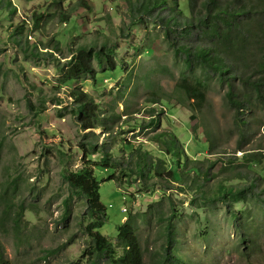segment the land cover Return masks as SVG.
Segmentation results:
<instances>
[{
  "label": "rangeland",
  "instance_id": "374dc122",
  "mask_svg": "<svg viewBox=\"0 0 264 264\" xmlns=\"http://www.w3.org/2000/svg\"><path fill=\"white\" fill-rule=\"evenodd\" d=\"M52 1L0 0V247L3 258L12 264H91L83 256L84 247L90 241L84 230V214L89 207H85L82 195L71 196L75 191L67 178L87 165L98 169L100 200L105 206V213L100 217L102 235L114 239L117 227L126 221L128 212L146 213L136 221L143 249L161 251L170 240L181 264H264V240L251 243L241 240L244 231L254 235L255 226L250 227L245 220L250 209L259 213L262 202L256 198L238 201L231 194L216 200L213 195L222 176L217 170L208 171L210 164L205 160L218 161L219 155L195 151L197 141L207 143L208 138L214 141L215 152L232 151L237 137L248 126L244 147L258 152V136L264 133V120L258 118V101L249 109L250 101L242 102L239 98L229 103L226 94L231 84L237 93L242 82L248 80L250 85L242 93L255 97L251 84L264 82V69L258 67L260 58L264 57V32L258 31V27L252 28L253 36L248 43L243 48L236 46L225 58L227 63L238 67L231 80L218 83L215 76L207 80L206 88L200 92V115L197 100H187V96H182L187 94L175 89L179 72L171 68L178 63L174 41H199L196 35L200 29L178 38L172 33L166 41L152 18L141 13L131 14L126 0H86L87 8H74L70 21L61 24ZM257 3L262 13L248 26L258 21L264 26V1ZM174 8L178 27H182L190 16L187 0H169L164 9L154 14L167 17ZM21 26L24 40L39 46L47 42L58 44L61 53L68 55L67 59L71 58L69 53L80 47L101 52L102 60H110L111 66L100 67L94 61L92 70L94 76L107 70L106 77L98 79V87L84 73L67 80L63 72L67 67L60 69L55 61L32 58L18 49L11 34ZM200 42L205 45L207 39L203 36ZM104 45L111 52H106ZM67 59L62 63L66 65ZM191 61L188 56L186 63L180 64L187 73L192 67L187 63ZM145 73L149 74L147 80ZM58 79L67 80L58 100L65 97L68 87L80 86L100 104L108 119L103 124L105 129L103 126L96 130L84 129L65 102L50 103L56 97ZM139 87V93L133 98ZM262 90L264 93V86ZM154 91L161 93L162 102L146 103L147 95ZM28 100L35 107L46 105L47 110L30 112ZM132 100V105L126 108ZM239 103L243 108L237 106ZM127 143L131 150L124 152ZM260 145L264 146V141ZM104 146L109 147L110 165L114 170L102 167ZM167 147L181 152L191 171L197 170L198 178L206 177L205 180L195 182L193 190L183 192L180 184L168 180L165 174L150 176L134 172V149L149 153L148 158L156 160L159 153L168 154ZM241 154L238 152L237 156ZM117 158L119 166L113 161ZM173 158L179 161L177 154ZM247 164L255 173L264 175L261 164L253 161ZM236 172L246 174L245 169H228V173ZM225 185L236 191L237 197H243L239 192L246 187L245 182L230 180ZM201 193L207 194V198ZM235 211L241 212L239 220L233 216ZM168 225L169 233L165 228ZM145 261L150 262L148 252Z\"/></svg>",
  "mask_w": 264,
  "mask_h": 264
},
{
  "label": "trees",
  "instance_id": "16d2710c",
  "mask_svg": "<svg viewBox=\"0 0 264 264\" xmlns=\"http://www.w3.org/2000/svg\"><path fill=\"white\" fill-rule=\"evenodd\" d=\"M126 1L130 5L131 14L134 16L141 13L152 18L160 26L166 41L170 40L172 33L178 38L180 35H192L197 29H200L199 34L196 35V39L199 38V41H186L184 43L174 41V49L177 53L178 63L172 64L171 67L179 72L175 89L187 94L182 95L183 97L187 96V100L191 98L197 100L196 106L200 110V115L202 114V95L200 92L206 88L207 80L214 76L218 83L231 80V76L237 74L238 67L234 63H227L225 58L230 55V51L236 46H242L243 48L248 43L249 39L253 36L252 28L258 27V31L264 32V26L260 21L248 26L250 21L258 19V14L262 13L258 10V0H187L190 7V16L186 17V21L182 27H178L177 19L174 15L176 13L174 11L175 8L169 12L167 17L154 14L156 10L164 9L169 0ZM174 1L176 2V0ZM52 6L58 11V21L61 24H67L72 17L74 8H87L88 4L86 0H53ZM262 7L264 8V4ZM203 36L207 39V44L205 45H202L200 42ZM11 37L16 42L18 49L24 54L36 59L42 58L55 61L57 67L60 69L67 67L63 71L68 78L67 80L84 73V75L90 76L94 81V86L98 87V79L106 77L107 70H103L101 74L94 76L92 64L94 61H97L100 67L107 64L111 66L109 63L110 60H102L101 52L93 51L89 48L75 50L69 53L71 58L67 59L68 55L66 56L61 53L58 44L52 45L49 42L40 46L31 44L28 40L23 39V26L18 27L11 34ZM104 49L108 53L111 52L110 47L107 45H104ZM188 56L192 59L191 63H187L188 66L190 64L192 65L189 73L184 70L185 67L180 66L181 63H186V57ZM63 59H67L65 60L67 61L66 65L62 63ZM258 67L264 69V57L260 58ZM187 74L190 75L187 76ZM144 78L147 80L149 74L145 73ZM188 80L191 82L188 83ZM65 81L60 80V83H65ZM249 85L248 80L243 81L238 92L235 93L233 85L231 84L226 94L227 99L229 103H233V101L239 98L242 102L246 100L250 101L251 103L247 108H250L252 103L257 100L258 111L262 112L264 117V93L262 90L264 82L258 81V83L251 84L255 92V97L242 93L243 89ZM127 86L128 84L124 88ZM140 89L141 87L136 89L133 98L139 93ZM145 89L147 91L148 88L146 87ZM160 94V92L154 91L152 95H147L145 102L154 104L162 102ZM59 97L57 96L54 99L53 104L56 102H60V104L65 102L66 108L70 106V113H75V116L79 118L84 129L96 130L100 126H103L105 129V125L103 124L108 119L103 113L100 104L93 99L92 95L83 91L80 86L74 88L68 87L65 97L60 99L61 101L58 100ZM68 99L70 102L67 101ZM132 102L133 100L128 103L126 108L131 106ZM163 103L166 107H170L168 103ZM86 106L91 107V110L88 111ZM237 106L243 108L241 103L237 104ZM29 109L33 110V105L30 103ZM46 110L47 107L45 105L40 111L45 112ZM59 110L57 109V112H60ZM80 112H83L84 115L80 116ZM130 114L133 113H127L125 115ZM59 116L62 117L63 115L59 114ZM84 120L87 122H84ZM148 125H152V123ZM212 141L210 138L207 139V143H198L197 141L195 151L206 150L208 154H216L213 149V143H211ZM238 149H242L241 145L238 146ZM258 149H262V151H258V153H245L240 161L227 152H222L223 156L221 158L216 156L218 161L205 160L206 164H210L208 171L211 169L217 170L219 175L222 176V180L219 182L213 195L216 200H221L222 196L231 194L238 201L256 198L262 202L263 206L259 210V213L254 209L247 212L248 218L245 220V223L250 227L255 226L254 237L249 235L247 231H244L241 234V240L250 243L264 240V175L258 174V172L255 173L252 170V166L247 164L249 161H253L254 163L261 164L264 169V146ZM129 150H131V147L127 143L124 145L123 151L128 152ZM165 151L168 154L159 153L156 160H150L148 158L149 153H140L138 149H134L133 156L136 160L134 162V172L150 176H162L165 174L168 180L179 183L181 186L180 190L183 192L193 190V187L196 185L195 182L198 181L199 183V180H205L206 177L203 179L198 178L199 174L197 170L191 171L190 167H188L187 160L181 152H175L169 147ZM174 154L179 156L178 162L174 161ZM101 155L102 167L105 170H114V167L110 165L112 157L109 152V147L104 146ZM113 161L118 163V158L113 159ZM219 164L222 165L219 166ZM230 168L245 169L246 174L243 175L241 172L228 173V169ZM97 170V168L84 165L73 174L67 176L70 186L75 191L71 196L82 195L84 197L85 207H89V211L84 214L86 216L85 235L90 239L88 246L84 247L83 251V256L86 257V260L91 264H181L180 259L176 258L173 253L174 246L170 240L167 241V245L161 251L143 249L137 233L136 221L138 218H144L147 215L146 213L132 214L128 212L126 221L117 227V234L114 239L101 234L99 229L103 225L100 222V217L105 213V206L100 200V183L96 176ZM200 173H202V170H200ZM230 180L245 182L246 187L239 192L240 195L244 194L243 197H237L236 191H232V189L226 187L225 184ZM206 181L209 182V180ZM201 194L203 198H207V194ZM154 212L155 210L152 211V214ZM233 216L239 220L241 212L235 211ZM165 228L167 233H169L171 230L170 225L165 226ZM146 252L150 255L149 263L145 261ZM46 255L50 256V253L47 252ZM0 264H12L9 259L3 258L1 247Z\"/></svg>",
  "mask_w": 264,
  "mask_h": 264
},
{
  "label": "clouds",
  "instance_id": "9594fccd",
  "mask_svg": "<svg viewBox=\"0 0 264 264\" xmlns=\"http://www.w3.org/2000/svg\"><path fill=\"white\" fill-rule=\"evenodd\" d=\"M81 48H87V47H80V48H78V49H81ZM78 49H76V50H78ZM64 85H66V84H65V83H60V79L57 80V86H56L55 88H56L58 91L56 92V97H57V96H60V93H61L60 89H61V87L63 88ZM56 97H55L54 99H56ZM54 99L50 101V103H51L52 105H55V104H53ZM29 103H30L31 105H33V110H30V109H29ZM252 104H253V103H252ZM43 106H45V105H42L41 107H35V105H34L33 103H31V101H29V100L27 101V108H28V110H29L30 112H33L34 114H37V113H43V111H40L41 108H42ZM249 109H251V107H250ZM258 118H261V119L264 120V117H263V113H262V112H259ZM247 127H248V126H246V127L243 129V131H242V136H240V139H239V137H237L235 148H234L232 151H228V150L226 149V150H224V151H222V152H227L229 155L232 154L233 156H235V157L237 158L238 161H240V159L243 157V155H244L245 153H258V152H256V151H253V150H250V149H245V147H244V146H245V142H244V140H245V138L247 137V133L245 132V130H246ZM262 141H264V133H263V134H260V135L258 136V148H263V146L260 145V143H261ZM211 143H213L212 145H213L214 148H215L214 141H212ZM239 145H241L242 149H238V146H239ZM214 148H213V149H214ZM258 151H262V149H258ZM214 152H215V151H214ZM222 152H216V154H218L219 157L221 158V156H223V155H222V154H223ZM238 152H241V153H242V154L240 155V157L237 156ZM119 165H120V161H119V159H118L117 166H119ZM250 210H251V209H250ZM125 212H128V210H126Z\"/></svg>",
  "mask_w": 264,
  "mask_h": 264
},
{
  "label": "bare ground",
  "instance_id": "6f19581e",
  "mask_svg": "<svg viewBox=\"0 0 264 264\" xmlns=\"http://www.w3.org/2000/svg\"><path fill=\"white\" fill-rule=\"evenodd\" d=\"M86 107H87V110H88V111H90V110H91V107H89V106H86ZM79 115H80V116H83V115H84V113H83V112H80V113H79ZM84 122H87V121H86V120H84Z\"/></svg>",
  "mask_w": 264,
  "mask_h": 264
}]
</instances>
